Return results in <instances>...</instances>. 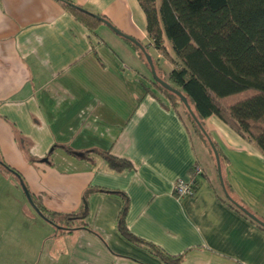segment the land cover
<instances>
[{"label": "crops", "instance_id": "crops-1", "mask_svg": "<svg viewBox=\"0 0 264 264\" xmlns=\"http://www.w3.org/2000/svg\"><path fill=\"white\" fill-rule=\"evenodd\" d=\"M69 1L141 43L165 75L172 70L152 46L137 0ZM132 44L102 22L90 30L57 0H0V160L46 209L87 208L86 226L56 231L43 218L39 225L24 194L27 202L13 196L14 216H22L13 233L0 230V261L9 252L15 260L4 264H166L118 231L127 202L128 230L181 254L179 264H264V229L226 201L214 157L152 85ZM203 125L222 153L229 195L264 221V153L216 116ZM103 153L132 167L112 171ZM194 164L203 169L194 193L176 198L174 182L188 180Z\"/></svg>", "mask_w": 264, "mask_h": 264}, {"label": "trees", "instance_id": "trees-1", "mask_svg": "<svg viewBox=\"0 0 264 264\" xmlns=\"http://www.w3.org/2000/svg\"><path fill=\"white\" fill-rule=\"evenodd\" d=\"M57 1L90 30L94 31L101 23L93 17V13L69 0ZM137 1L144 13L146 32L152 46L173 65L172 70L165 75L153 61L157 76L186 97L203 127L206 118L216 116L240 136L254 142L264 153V0ZM166 41L170 44L174 58L167 51ZM132 45L146 61L139 48ZM150 81L174 108H181L182 114L213 156L206 137L180 99L155 82L152 76ZM213 143L222 165V153L217 144ZM102 155L112 171L121 172L132 167L130 161L124 158L109 153ZM0 166L12 172L17 179L21 178L19 172L1 160ZM196 178H193L194 189L197 187ZM223 183L226 193L232 199L224 178ZM89 191L84 193V200ZM29 194L42 215L40 217L53 224L56 231L59 227L71 230L73 227L86 226L85 201L78 211L62 214L46 209L32 193ZM226 201L242 212L229 199L226 198ZM126 204L118 218L117 228L120 234L132 243L145 244L166 264H179L183 257L181 254H167L154 244L140 240L128 230L124 222ZM256 224L264 229V226Z\"/></svg>", "mask_w": 264, "mask_h": 264}, {"label": "water", "instance_id": "water-1", "mask_svg": "<svg viewBox=\"0 0 264 264\" xmlns=\"http://www.w3.org/2000/svg\"><path fill=\"white\" fill-rule=\"evenodd\" d=\"M93 17L97 18L98 20H100L103 24H105L108 28H110L115 34L129 40L130 42H132L135 46H137L139 48V50L143 53L146 62L148 64V67L150 69V74L153 78V80L155 82H157L160 86H162L164 89L174 93L182 102V104L186 107V109L188 110V112L190 113V115L192 116L193 120L196 122V124L198 125V127L200 128L201 132L204 134V136L206 137L209 146L213 152V156L215 159V164H216V169H217V174H218V179L220 182V185L222 187V190L224 192V195L226 196L227 199L230 200V202L234 203L244 214H246L250 219H252L253 221H255L256 223L260 224L261 226H264V221H261L260 219H258L255 215H253L252 213H250L248 210H246V208L238 205L236 202H234L232 199H230V197L228 196V194L225 191L224 188V183H223V178H222V173H221V165H220V158L218 155V152L216 150V147L214 146V143L212 141V139L210 138V136L208 135L207 131L205 130V128L200 124V122L198 121L196 115L193 113V111L191 110L188 101L186 99V97L177 89L171 87L167 82H165L164 80H162L160 77L157 76L155 68H154V64H153V60L151 58V56L146 52L145 48L134 38L129 37L125 34H123L122 32H120L116 27H114L110 22H108L106 19L96 15V14H92ZM79 156H82L81 153L78 154ZM43 161H47V158H44ZM19 185L21 187V190L23 191V194L25 195L28 203L30 204V206L34 209V211L42 217L40 211L34 206L32 199L30 197L29 191L26 188L25 184L23 183L22 179L19 178Z\"/></svg>", "mask_w": 264, "mask_h": 264}, {"label": "rangeland", "instance_id": "rangeland-1", "mask_svg": "<svg viewBox=\"0 0 264 264\" xmlns=\"http://www.w3.org/2000/svg\"><path fill=\"white\" fill-rule=\"evenodd\" d=\"M172 54H173V52H172ZM182 108H184V110H185V107L183 105H182ZM5 176H8V175H5V173L0 171V192L3 189L2 187H4V190H5L3 192V194H1V196H0V216H5V219H3V217L1 219V217H0V230L2 227L3 228L8 227L7 232L10 231L11 233H13L15 230V227L18 223L17 221L19 219L21 220L22 214L19 213L18 218H16L14 216V214L18 212V210L16 209V208H18V202L16 201V199H12V198L15 195H19L21 202H27V201L23 195V192L21 191V189L19 187V184L17 182H15V180L10 178L9 176L7 178ZM14 186H15V188H14ZM14 190H16V193ZM12 191H14V193H12ZM31 208L32 207L28 204V210H31L33 212V210ZM38 218H39V220H38L39 225L45 224V222L43 221V219L41 217L38 216ZM5 222L7 223V225H3ZM36 227L39 229V232H38L39 236H41V234L44 233L43 227H41V226L39 227L38 225ZM46 247H47V245L44 246L45 249H46ZM40 248H41V245H40ZM1 256H2V261H0V264H4L5 261L7 263L8 260L9 261L12 260L13 262L15 260V255L9 254V252H6L5 254H4V252H1Z\"/></svg>", "mask_w": 264, "mask_h": 264}, {"label": "built area", "instance_id": "built-area-1", "mask_svg": "<svg viewBox=\"0 0 264 264\" xmlns=\"http://www.w3.org/2000/svg\"><path fill=\"white\" fill-rule=\"evenodd\" d=\"M203 172L202 167L199 164H194L192 166V176L188 180L177 179L172 187V193L176 198H181L184 196H191L194 189V179L197 176L201 175Z\"/></svg>", "mask_w": 264, "mask_h": 264}]
</instances>
